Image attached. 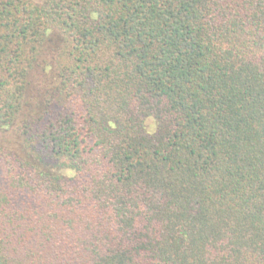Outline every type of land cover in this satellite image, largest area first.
I'll list each match as a JSON object with an SVG mask.
<instances>
[{"label": "trees", "instance_id": "1", "mask_svg": "<svg viewBox=\"0 0 264 264\" xmlns=\"http://www.w3.org/2000/svg\"><path fill=\"white\" fill-rule=\"evenodd\" d=\"M0 131V264H264V0H0Z\"/></svg>", "mask_w": 264, "mask_h": 264}, {"label": "rangeland", "instance_id": "2", "mask_svg": "<svg viewBox=\"0 0 264 264\" xmlns=\"http://www.w3.org/2000/svg\"><path fill=\"white\" fill-rule=\"evenodd\" d=\"M57 34L58 33H53L51 35L52 39L50 40L47 50L40 56V64L36 67V69L33 70L31 74V82L23 117H28L41 109L45 100L44 96L46 91L49 90L54 81L52 79L53 74H51L53 70V65L51 62L53 54L55 53V38L58 36ZM49 48H52L53 51L49 50ZM14 133L0 131V143L8 146L9 148H13L22 152L20 141H18L17 136ZM64 171H66V169Z\"/></svg>", "mask_w": 264, "mask_h": 264}]
</instances>
